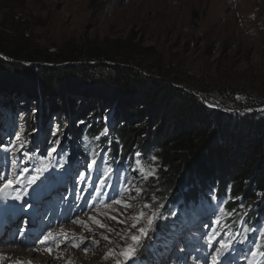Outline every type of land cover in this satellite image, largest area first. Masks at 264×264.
I'll return each instance as SVG.
<instances>
[{
    "label": "rangeland",
    "instance_id": "374dc122",
    "mask_svg": "<svg viewBox=\"0 0 264 264\" xmlns=\"http://www.w3.org/2000/svg\"><path fill=\"white\" fill-rule=\"evenodd\" d=\"M0 36L7 40L22 39L30 50L42 53L56 52L67 44L78 50L82 46L86 51H106L118 58L130 52L129 46L141 53H144L143 49H149L145 56L150 64L161 68L170 77L181 78L200 88L213 89L215 83H227L223 86L234 89L249 86L264 94V0H0ZM45 98L41 95L30 98L23 92L0 93V154L5 166L3 169H6L0 176L10 175L12 157L3 149L18 145L17 135L23 139L21 121L23 113L28 112L37 123L35 133L28 137L33 139L29 147L39 156H47L49 147L53 145L51 141L56 138L53 133H57L59 123L63 125L62 135L57 139L61 143L66 141L75 156L73 166L63 170L64 178L68 177V191L74 199L64 210L54 211V207H45L42 201H33L34 194L25 196L23 202L15 201L10 198L15 195V189L10 190L7 194L9 199L0 200V215L10 219L33 208L35 210L30 214L39 217L45 226L41 229L42 237L32 245L25 238L27 228L23 225L0 229V234L4 235L0 239V251L8 246L34 250L32 264H117V261L119 264H134V261L138 264H211L205 256L203 234L209 230L206 225H212L215 212L202 215L203 203L197 206L191 203L193 208L182 214L183 223L177 225L170 217L173 210L167 208L169 205L163 203L162 197L156 196L158 199L153 203L145 199L153 195L157 179H141L133 171L137 167L136 162L128 174L117 175L112 171L111 178L106 181L111 187L101 185L100 181L105 177L95 170V166L88 167L91 158L84 146L77 143L78 138L73 139V129L80 125V113L90 108L92 116H98V121L108 130L107 135H100L99 139L110 141L113 123L117 126L125 121L121 118L120 109L114 103L110 105L85 94L76 100V111L67 105L64 109H52L49 105L51 100L48 102ZM254 110L262 112L264 108ZM106 148L108 150V146ZM106 148L97 161L101 171L108 168L104 157ZM15 151L17 155L21 152L18 147ZM5 156L8 157L7 163ZM141 162L155 167L157 177V160L154 163L152 160ZM31 164L22 157L21 166L30 169ZM35 174L34 170L29 172V175ZM133 177L136 179L132 180ZM129 180L142 189V194L135 199L131 198L135 196V189L124 194L123 200L130 203L131 208L112 204L113 198L105 196L106 190L115 188L122 192ZM51 181L54 179L44 184ZM56 186L59 187L58 182ZM16 191L24 192L25 189L18 185ZM120 198L117 195L115 199ZM203 200L197 197V201ZM28 203L31 208L26 207ZM144 204L152 205L161 218L155 220L154 231L148 233L142 247L147 241H155L158 253L143 262L139 259L141 247L126 260L119 253L131 241L122 237L138 235V228L147 227V218L140 220L136 228L131 227L132 218ZM161 204L162 208L159 207ZM255 208L256 204H253L248 211ZM110 216L116 219H109ZM92 217L106 227H99ZM245 227H264V220L247 222ZM238 228L237 232L241 230ZM49 231L56 239L40 243ZM64 234H67V239H64ZM93 234H96L99 247L92 243ZM249 235L256 236L255 233ZM101 236L110 237L111 243ZM81 238L84 243H80ZM74 244H79V247H74ZM85 246L89 249L87 252L83 251ZM110 249L114 250L113 255H109ZM210 255L209 252L208 257ZM0 264L16 262L0 258ZM237 264H246V260L239 259Z\"/></svg>",
    "mask_w": 264,
    "mask_h": 264
},
{
    "label": "trees",
    "instance_id": "16d2710c",
    "mask_svg": "<svg viewBox=\"0 0 264 264\" xmlns=\"http://www.w3.org/2000/svg\"><path fill=\"white\" fill-rule=\"evenodd\" d=\"M80 48L67 44L56 52L42 53L30 50L22 39L0 36V93L23 92L30 98L41 95L51 100L52 109L67 105L72 111L77 110L76 100L83 94L114 103L125 121L117 126L113 123L110 141L96 139L104 127L90 108L80 113L73 139L78 138L77 143L84 146L91 159L95 153L97 161L108 146L105 161L117 175L128 174L138 158L148 163L156 157V187L145 199L153 203L156 196L162 197L167 208L173 210L170 217L177 225L183 223L182 214L193 208L191 203H203L202 215L216 214L217 206L231 211L228 223L233 231L239 229L241 220L244 226L264 220V111L254 110L264 108L263 93L249 86H223L227 83H215L213 89L200 88L170 77L150 64L145 56L149 49L141 53L129 46L130 52L118 58L106 51ZM210 104L218 109L210 108ZM23 114L21 141H27L26 150L36 158L31 171L46 156L37 155L29 147L33 139L28 137L35 133L37 123L31 113ZM59 125L53 140L62 135L63 125ZM54 146L57 152L50 160L53 167L42 173L32 187L60 180L66 196L69 182L63 170L73 166L75 156L66 141H59L49 150ZM17 156L21 157L18 163H22V153ZM119 193L111 189L105 194L116 198ZM197 197L204 200L199 202ZM259 198L262 200L257 201ZM253 204L256 208L248 211ZM260 243L264 250V241ZM157 253L155 241H147L139 259L147 262Z\"/></svg>",
    "mask_w": 264,
    "mask_h": 264
},
{
    "label": "snow or ice",
    "instance_id": "6c2138e0",
    "mask_svg": "<svg viewBox=\"0 0 264 264\" xmlns=\"http://www.w3.org/2000/svg\"><path fill=\"white\" fill-rule=\"evenodd\" d=\"M213 105H209L212 107ZM107 128H105L101 132V136L107 135ZM56 135V133H53ZM96 139H99L97 137ZM16 140L19 144H13L11 147L4 148L3 151L5 153H9L11 155L10 160V175L8 176H0V200L6 201L9 199L7 195L10 190L15 189L16 186H21L25 189L23 193L16 192L14 196L10 198L15 201L23 202L24 196L27 195V188L31 185L35 184L36 181L39 179L40 175L46 171H48L53 165H51L50 160L52 158V154L57 152V147H52L46 157H44L41 163H38L35 168V175H29L30 169L28 167L21 166V163L18 161L21 160L20 156H17L15 149L17 147L20 149L22 153V157L26 158L28 162H32L36 159L34 156L30 155L29 152L26 150L27 141H21L20 136H16ZM53 145H59V139L51 141ZM137 156L140 154L137 153ZM152 162L156 161V157H152ZM5 162H8V157H4ZM137 167L133 169L134 172H137L139 177L145 181H147L150 177L156 178L155 173L156 169L151 164L145 165L139 159L136 160ZM63 167L62 164L59 165ZM95 166V170L103 175L105 179L101 180V185H106L107 187H111V185H107L106 181L111 178L112 168L108 167L103 169L99 168L97 165L96 154L92 155V159L88 165L91 169ZM83 178V177H82ZM136 177H133L132 180H135ZM132 189H135V196L131 197L135 199L136 196H140L142 194V189L137 185L133 184L131 180L127 181L124 189L122 192L119 193L120 199H113L111 201L112 204H119L122 205L124 208H131L132 205L130 203H125L123 200V196L125 193L130 192ZM106 207H110L111 205H105ZM26 207L31 208L32 205L28 203ZM160 208L163 205H159ZM144 209H148V212H145ZM233 213L231 211H225L223 207L217 206V213L215 218L212 221V225H206L209 228L207 232L203 234V242L206 245L205 256L209 258L211 264H233L234 261L238 260L240 256L247 261V264H264V250L262 249V244L260 241H264V227L260 228H249L244 226V221H239L240 224V231H233L232 225L228 223V220L231 219ZM147 218V227H140L138 228V235H129L126 237H122V239L128 240L130 239L131 243L127 244L124 249L119 253L120 256H123L126 260L131 258L136 254L138 249H140L143 245V241L146 237H148V233L150 231H154V223L155 220L160 217V213L158 210H154L152 205L144 204L139 210L137 216L133 217V223L131 225L132 228H136L137 224L140 220ZM93 221L101 228L106 227L102 224L99 220H96L92 217ZM109 219H116L114 216H110ZM74 223H83L82 221H73ZM91 231V229H89ZM109 231H111L109 229ZM63 232V229H61ZM255 233L256 236L252 237L249 234ZM96 234H93L92 243H97L95 238ZM101 239L109 241L111 243V239L108 236H101ZM56 237L53 235L51 231L47 232L46 235L43 236V239L40 240V243H44L49 240H55ZM64 239H67V234H64ZM80 243H84L83 238H81ZM243 244L244 247L241 248L239 245ZM74 247H79V244H74ZM89 249L87 246L83 249V251L87 252ZM51 252V249H48ZM211 253L210 257H208V253ZM114 250H109V255H113ZM119 264V261H117ZM134 264H138L137 261H134Z\"/></svg>",
    "mask_w": 264,
    "mask_h": 264
},
{
    "label": "bare ground",
    "instance_id": "6f19581e",
    "mask_svg": "<svg viewBox=\"0 0 264 264\" xmlns=\"http://www.w3.org/2000/svg\"><path fill=\"white\" fill-rule=\"evenodd\" d=\"M34 252L36 251L20 249L15 246H8L7 248L0 251V258H4V260H10L11 262L15 261L16 264H32L31 257L33 256Z\"/></svg>",
    "mask_w": 264,
    "mask_h": 264
},
{
    "label": "water",
    "instance_id": "95a60500",
    "mask_svg": "<svg viewBox=\"0 0 264 264\" xmlns=\"http://www.w3.org/2000/svg\"><path fill=\"white\" fill-rule=\"evenodd\" d=\"M210 108H212V109H218V108H216V107H210Z\"/></svg>",
    "mask_w": 264,
    "mask_h": 264
}]
</instances>
